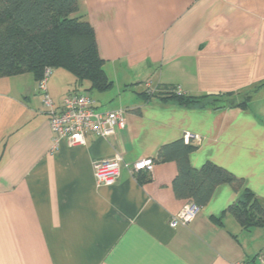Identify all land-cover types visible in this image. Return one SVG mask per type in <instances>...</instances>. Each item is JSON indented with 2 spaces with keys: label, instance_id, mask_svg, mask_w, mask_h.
Here are the masks:
<instances>
[{
  "label": "crops",
  "instance_id": "1",
  "mask_svg": "<svg viewBox=\"0 0 264 264\" xmlns=\"http://www.w3.org/2000/svg\"><path fill=\"white\" fill-rule=\"evenodd\" d=\"M78 14L112 82L90 94L96 110H123L126 125L108 139L87 134L84 145L54 147L34 76L0 79V264H256L264 226L243 231L228 208L243 189L264 201V0H78ZM74 83L53 71L55 108L83 93ZM147 86L251 99L245 109L184 108L144 98ZM186 135L197 147L191 168L212 163L243 189L220 185L187 225L171 228L189 203L173 192L175 162L155 163L142 184L123 170L97 187L94 161L157 160Z\"/></svg>",
  "mask_w": 264,
  "mask_h": 264
},
{
  "label": "trees",
  "instance_id": "2",
  "mask_svg": "<svg viewBox=\"0 0 264 264\" xmlns=\"http://www.w3.org/2000/svg\"><path fill=\"white\" fill-rule=\"evenodd\" d=\"M63 70L74 77L77 92L92 94L111 89L112 82L104 71L92 27L78 14V0H0V79L31 74L38 81L43 70ZM177 88H146L142 96L172 101L184 108L238 107L245 109L250 94L236 98L192 97L176 93ZM264 123V119H263ZM197 147L191 141L179 140L162 146L157 162H175L177 175L172 188L175 197L187 200L197 208L204 207L215 189L227 184L240 192L243 182L212 163L196 170L188 158ZM137 180L141 184L146 179ZM228 211L243 231L264 226V201L243 189L240 198Z\"/></svg>",
  "mask_w": 264,
  "mask_h": 264
},
{
  "label": "built area",
  "instance_id": "3",
  "mask_svg": "<svg viewBox=\"0 0 264 264\" xmlns=\"http://www.w3.org/2000/svg\"><path fill=\"white\" fill-rule=\"evenodd\" d=\"M51 75L52 69L45 68L37 83V89L43 95V105L47 108L54 147L61 142L69 147L84 145L87 134L108 139L125 127L126 118L123 110L99 112L96 110L95 101L88 93L70 94L63 99L59 108H55L47 95V82ZM176 93L181 94L178 89ZM194 139L199 142L197 137ZM185 140L190 141L191 136L186 135ZM92 166L97 187H108L117 182L123 170L132 177L141 173L151 174L155 161L144 158L126 163L120 154H115L112 158L94 161ZM197 211L198 208L189 202L178 214L169 219L168 224L171 228L185 226L194 218ZM256 264H264V257L259 256Z\"/></svg>",
  "mask_w": 264,
  "mask_h": 264
},
{
  "label": "rangeland",
  "instance_id": "4",
  "mask_svg": "<svg viewBox=\"0 0 264 264\" xmlns=\"http://www.w3.org/2000/svg\"><path fill=\"white\" fill-rule=\"evenodd\" d=\"M92 96V95H91ZM241 100V97L237 100V101H240Z\"/></svg>",
  "mask_w": 264,
  "mask_h": 264
}]
</instances>
